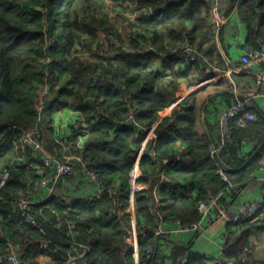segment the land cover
<instances>
[{"label": "trees", "instance_id": "1", "mask_svg": "<svg viewBox=\"0 0 264 264\" xmlns=\"http://www.w3.org/2000/svg\"><path fill=\"white\" fill-rule=\"evenodd\" d=\"M224 1L225 14L236 12L245 24V46L258 48L260 39L264 40V0ZM110 2L115 10L133 6L140 12L133 19L124 18L120 28L106 11L105 0H0V176L8 173L0 189V251H7L11 243L18 249L21 264H43L42 254L49 264H67L80 252L75 244L86 243L91 251L76 257L74 264H132L121 222L126 219L123 210L133 161L145 129L154 127L159 134L157 155L143 154L139 162V180L145 187L136 195V225L151 227L138 236L139 264H219L194 251L191 241L179 243L154 228L159 218L195 222L198 200L208 190L220 193L221 203L226 194L235 197L262 169L264 108L255 103V119L235 117L228 133L222 135L217 114L223 107L214 104L216 97L210 98L200 124L203 105L198 106L196 97L223 80L207 83L173 104L184 80L188 82L196 72L195 78H201L205 69L197 61L160 56L178 46L183 35L189 45L200 46L209 62L223 66L210 27L209 1ZM218 39L223 42L222 28ZM45 74L53 97L39 112L36 99ZM233 78L241 93L256 86L250 71L235 72ZM220 96L226 97L227 106L237 99L231 91ZM169 107L170 114L161 117ZM58 110L75 114L78 127L69 128L73 137L82 123L86 125L84 146L72 148L80 160L72 161L75 173L64 177L62 193L31 205L41 231L26 222L11 203L20 196L32 197L37 183L42 178L51 183L55 172L42 165L37 170L28 166L35 158L21 145L20 130L10 126H36L49 150L60 157L63 146L56 141L54 124ZM210 116L216 119L210 121ZM150 147L151 143L146 146ZM177 155L188 157L186 166L180 165ZM163 158L169 161L162 163ZM82 165L96 169L99 180L113 193L80 199L92 186L84 179L87 174ZM162 172L167 177L160 183ZM65 196L75 197L71 204L75 211L67 214L73 229L55 227L58 219L66 217ZM111 209L117 214L111 215ZM259 230H264V184L255 214L226 223L221 259L231 264H264V258L255 256L250 240L252 231ZM149 246L150 256L145 257Z\"/></svg>", "mask_w": 264, "mask_h": 264}, {"label": "built area", "instance_id": "2", "mask_svg": "<svg viewBox=\"0 0 264 264\" xmlns=\"http://www.w3.org/2000/svg\"><path fill=\"white\" fill-rule=\"evenodd\" d=\"M210 2V13H209V21L211 30L216 36L221 29V25L225 21V15L223 13V8L226 5L224 0H207ZM138 12H140L138 10ZM101 39H104V36H100ZM244 51L240 55L239 63L237 65H232L228 71L230 72H238L242 70L250 71L255 75L256 86L249 90L246 93H241L240 91H236L237 99L235 102L230 104L229 106L223 108L218 115V125L221 130L222 135L228 133L229 122L231 119L241 116V119H255L256 113L254 111L255 100L262 99L264 100V40L260 39V45L258 48H247L244 42ZM168 55H174L177 58L185 59V61L189 63H193L197 61L199 55H204L200 51V47L191 46L186 39V36L183 35V40L181 43L170 49L169 53H160L161 57H166ZM44 82H41L39 86V95L36 99V108L39 112L43 111L46 107V104L49 102V97H53V93L50 92V87L47 82V74L44 76ZM232 83V81H231ZM65 111V110H64ZM67 111V110H66ZM69 114L60 119V117L56 116L55 119V136L56 141L63 146V151L60 157H57L52 151L47 147L44 138L41 136L40 130L34 127L21 128L18 125H11L10 127L13 129L20 130L19 141L22 146H27L33 156L34 160L30 161L31 165L29 167L37 170L38 166L50 167L54 170L55 175L53 181L50 183L47 178H42L35 187V192L32 194V197L29 196H20L16 200L12 201V206L15 210L20 211L24 220L32 225L39 227L37 220L33 213L31 212V205L41 201L52 194L62 193V183L64 181V177L70 174L75 173V165H73V160H80L79 155H74L72 153V148L74 146L82 149L84 146V130L86 125L82 123V125L78 129V134L76 137H73L69 134V128L73 125L75 128L78 125L74 122L75 114L72 110H68ZM240 119V120H241ZM146 130V136L143 140V144L141 148L138 150L136 157L133 161V166L130 171L129 176V191L127 196V206L123 213L126 214V219L121 222L123 230L125 231V242L126 249L131 250L133 261L132 264H139L138 260V236L144 234L146 228H151L147 225L144 228H138L136 225V195L138 191H140L145 184H139V177L141 176V172L139 169V162L143 154L149 153L152 156L157 155V151L155 150V145L159 134L154 130V127ZM67 140V142L65 141ZM151 143V147L149 149L146 146ZM220 150V145L218 147H214L212 149V153H217ZM177 160L180 162L181 166H186V162H188V157L176 156ZM162 163H167L169 161L168 158L161 159ZM38 164V165H35ZM264 167V163L262 168ZM82 168L86 170L87 177H84L85 180H89L92 183L91 189L87 193H81L80 199L92 200L95 198H101L105 193H109L110 195L113 193L111 188H107L105 184H103L97 174L96 169H86V165H82ZM39 172V170H38ZM221 177L227 180V177L221 171ZM8 177V173L4 172L0 176V189L3 187L6 179ZM166 173L162 172L160 175V183L166 179ZM58 183V185H56ZM262 192L261 190L258 197H255L254 200L246 201L241 204L239 209V217H249L255 214L257 209L261 206L262 202ZM219 194L214 193L213 191L208 190L206 194L198 200L197 203V212L198 219L191 224H182L179 221H164L162 218L157 219V227L154 228L156 233H163L164 225L167 223H171L177 226L175 231L179 229H189L193 231H202L209 220L210 214L217 209L218 214L223 213V208H219ZM66 199L64 204L67 206L66 209V217L60 218L55 224L56 228L73 229L74 223L71 219L68 218L67 214L70 212H74L75 209L71 207L73 200L75 197L73 196H65ZM111 215L117 214V211L114 209L109 210ZM42 231V229L39 227ZM224 242V236H223ZM79 248V253L75 254L67 264H74V259L76 257H82L83 254L91 251L92 247L86 243H76L75 248ZM152 247H147L146 256H150V252ZM222 251V250H221ZM215 262L219 264H231L230 261H224L221 259V254L216 258ZM0 264H21L20 263V255L18 249L13 244L9 243V248L7 251H0Z\"/></svg>", "mask_w": 264, "mask_h": 264}, {"label": "crops", "instance_id": "3", "mask_svg": "<svg viewBox=\"0 0 264 264\" xmlns=\"http://www.w3.org/2000/svg\"><path fill=\"white\" fill-rule=\"evenodd\" d=\"M223 13L225 15V21L221 25L223 32V42L219 41L218 35L215 37V39L217 40L218 52L222 57L223 67L221 68L216 64H212L204 56V59H206L210 63L213 69L201 65L205 68L201 73V78H195L197 72L195 73L194 70L190 72L191 74L195 73L193 77H189L188 82L184 80L185 83L183 85V88L188 89L187 94L197 93L199 88L207 83L223 80V83L220 86L210 87L206 91L201 92L196 97L198 106L203 105L204 108L207 105L209 99L213 97H216L214 100L215 105L217 104L221 109L222 107L225 108L228 105L226 103V97H222L220 96V94L225 91H231L234 92L235 95H237L236 91H240L233 78L235 72H230L228 70L232 65H237L239 63L240 55L245 50L244 42L247 36V29L244 22L236 12H233L229 16H227L225 14L227 13V10L225 9L223 10ZM225 52L229 54V57L226 56ZM180 99L181 98L176 96L173 104H175ZM255 103L256 106L264 108V100L256 99ZM209 106L212 107L213 105L210 104ZM171 109L172 107H169L161 115V117L168 116ZM68 114V110H58L55 111L54 116L60 117L61 119ZM209 119L210 121H213L216 119V116H210ZM204 120V109L202 108V117L201 120H199V123L203 124ZM248 148H250L249 145ZM138 181L140 185H143L139 179ZM263 184L264 167L261 170L257 171L254 174V177L241 187L235 197L231 198L229 195H225V200H223L221 203L219 202V208H223V213L218 214V210L215 209L210 214L209 220L207 221L202 231H193L189 229H179L178 231H175L177 229V226L171 223H167L164 225V231L179 243L191 241L192 249L194 251L205 255L208 260L213 262L221 254L223 236L225 235L226 230V223L229 221H234L239 216V209L242 203L254 200L255 197L259 196L261 190L263 189ZM250 240L255 256L257 258H264V230L252 231ZM39 258L43 264H49L48 257L45 256V254H42ZM165 264L170 263L166 261Z\"/></svg>", "mask_w": 264, "mask_h": 264}, {"label": "rangeland", "instance_id": "4", "mask_svg": "<svg viewBox=\"0 0 264 264\" xmlns=\"http://www.w3.org/2000/svg\"><path fill=\"white\" fill-rule=\"evenodd\" d=\"M128 5L132 4V3H127ZM105 5H106V11L110 14L112 20L115 21V24L121 28L122 24H123V20L124 18H128V19H133V17H135L138 14V10H135L133 8V6H127L126 9H124L123 7L120 9H113L112 7V3L110 2V0H105ZM101 12H105V8H103L101 10ZM198 47H200L198 45ZM160 61H157L155 63V66L159 65ZM219 67H223V66H219ZM182 91L178 93V97L182 98L185 96H189L188 93V89H184L181 88Z\"/></svg>", "mask_w": 264, "mask_h": 264}, {"label": "water", "instance_id": "5", "mask_svg": "<svg viewBox=\"0 0 264 264\" xmlns=\"http://www.w3.org/2000/svg\"><path fill=\"white\" fill-rule=\"evenodd\" d=\"M197 61L202 65V66H207L210 69H213V67L210 65V63L204 59V57L202 55H199V57L197 58ZM204 109V107H203Z\"/></svg>", "mask_w": 264, "mask_h": 264}, {"label": "clouds", "instance_id": "6", "mask_svg": "<svg viewBox=\"0 0 264 264\" xmlns=\"http://www.w3.org/2000/svg\"><path fill=\"white\" fill-rule=\"evenodd\" d=\"M210 3V2H209ZM198 62V61H197Z\"/></svg>", "mask_w": 264, "mask_h": 264}]
</instances>
